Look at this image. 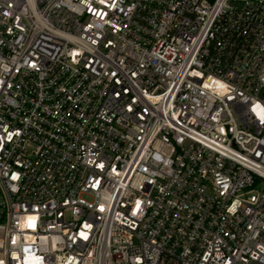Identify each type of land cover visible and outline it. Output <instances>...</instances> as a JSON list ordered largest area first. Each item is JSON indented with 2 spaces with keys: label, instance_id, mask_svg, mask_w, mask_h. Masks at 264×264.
Returning a JSON list of instances; mask_svg holds the SVG:
<instances>
[{
  "label": "built area",
  "instance_id": "built-area-1",
  "mask_svg": "<svg viewBox=\"0 0 264 264\" xmlns=\"http://www.w3.org/2000/svg\"><path fill=\"white\" fill-rule=\"evenodd\" d=\"M0 264H264V0H0Z\"/></svg>",
  "mask_w": 264,
  "mask_h": 264
}]
</instances>
